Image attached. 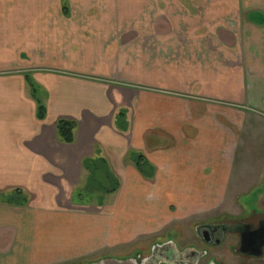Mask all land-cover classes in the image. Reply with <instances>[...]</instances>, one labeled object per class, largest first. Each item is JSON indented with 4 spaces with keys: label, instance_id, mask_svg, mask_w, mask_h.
<instances>
[{
    "label": "crops",
    "instance_id": "0c3cea01",
    "mask_svg": "<svg viewBox=\"0 0 264 264\" xmlns=\"http://www.w3.org/2000/svg\"><path fill=\"white\" fill-rule=\"evenodd\" d=\"M97 158L121 186L88 210ZM263 185L264 0H0V264H122Z\"/></svg>",
    "mask_w": 264,
    "mask_h": 264
},
{
    "label": "flooded vegetation",
    "instance_id": "af4514ba",
    "mask_svg": "<svg viewBox=\"0 0 264 264\" xmlns=\"http://www.w3.org/2000/svg\"><path fill=\"white\" fill-rule=\"evenodd\" d=\"M256 203L258 211L246 218L196 223L194 242L155 244L122 264H264V196Z\"/></svg>",
    "mask_w": 264,
    "mask_h": 264
},
{
    "label": "trees",
    "instance_id": "16d2710c",
    "mask_svg": "<svg viewBox=\"0 0 264 264\" xmlns=\"http://www.w3.org/2000/svg\"><path fill=\"white\" fill-rule=\"evenodd\" d=\"M34 90L37 86L31 79ZM37 116L40 120L46 117V107L38 101ZM124 112L120 111L117 117V125L120 130H124L125 122L123 121ZM75 123L68 120H60L57 124V130L60 138L65 143L73 141V128ZM130 158L134 162L137 170L146 178H152L154 170L145 161L144 157L136 152L130 153ZM84 168L89 173L85 183L80 186L73 194V201L82 205L87 203L96 206H103L109 195L115 194L120 189L121 183L116 174L109 168L108 163L103 158L86 160ZM7 203L14 205L27 204V197L21 191H14L6 196Z\"/></svg>",
    "mask_w": 264,
    "mask_h": 264
},
{
    "label": "rangeland",
    "instance_id": "374dc122",
    "mask_svg": "<svg viewBox=\"0 0 264 264\" xmlns=\"http://www.w3.org/2000/svg\"><path fill=\"white\" fill-rule=\"evenodd\" d=\"M264 186V185H263ZM263 186L257 187L256 189H254L252 191L251 194H249L248 198L247 196L244 197L246 198L245 201H240L238 204H236L237 209L235 211H232L231 213H220L215 215L214 217L210 218L208 220V222H212L213 220H216L217 222L220 221V219H224V217H227L228 215L231 214V216L233 218H246L248 216H250L252 213H255L256 211H258V207H257V203L256 200L258 199L259 195H258V191L261 190L263 188ZM264 190V189H263ZM86 205V209L90 210L92 208L90 207H94L96 205L94 204H85ZM223 217V218H222ZM202 222V221H200ZM206 222V221H203ZM196 223H192L190 225H185V226H176L173 228V230L177 231L175 234L170 231V230H166L163 234H161L160 237L157 238V236L153 237L154 240V244H163L166 241H170V240H174V241H183V242H194V230H193V226ZM171 229V228H170ZM182 232V233H181ZM176 235V236H175ZM175 236V238H174ZM148 241H145L143 243H147ZM182 243V242H181ZM148 244H146V246H148ZM127 249H122V253H125ZM129 258V257H128ZM230 264H235L234 262H230Z\"/></svg>",
    "mask_w": 264,
    "mask_h": 264
}]
</instances>
